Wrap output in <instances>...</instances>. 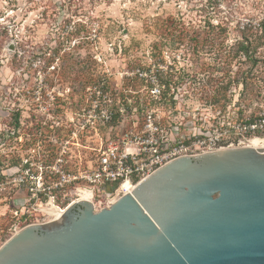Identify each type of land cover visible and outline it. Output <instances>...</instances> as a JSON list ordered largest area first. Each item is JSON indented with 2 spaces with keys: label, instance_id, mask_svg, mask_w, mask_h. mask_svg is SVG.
I'll use <instances>...</instances> for the list:
<instances>
[{
  "label": "rangeland",
  "instance_id": "1",
  "mask_svg": "<svg viewBox=\"0 0 264 264\" xmlns=\"http://www.w3.org/2000/svg\"><path fill=\"white\" fill-rule=\"evenodd\" d=\"M151 65L176 75L177 102L197 126L264 110V0H0V172L26 162L48 174L54 116L65 119L99 76ZM16 178L0 194V246L15 227L53 220L47 198L37 207ZM28 209L27 220L13 215Z\"/></svg>",
  "mask_w": 264,
  "mask_h": 264
},
{
  "label": "water",
  "instance_id": "2",
  "mask_svg": "<svg viewBox=\"0 0 264 264\" xmlns=\"http://www.w3.org/2000/svg\"><path fill=\"white\" fill-rule=\"evenodd\" d=\"M0 264H264V146L179 157L97 212L72 203Z\"/></svg>",
  "mask_w": 264,
  "mask_h": 264
},
{
  "label": "built area",
  "instance_id": "3",
  "mask_svg": "<svg viewBox=\"0 0 264 264\" xmlns=\"http://www.w3.org/2000/svg\"><path fill=\"white\" fill-rule=\"evenodd\" d=\"M152 66L117 73L114 82L109 74H103L83 86L74 110L65 119L55 115L51 121L55 133L50 141L57 146V156L49 173L56 179L47 183L49 173H43L41 167L36 175L30 174L23 162L0 172V194L7 189L8 179L17 175L15 180L30 193L29 201L41 208L47 198L44 204L49 207L42 211L53 220L56 209L65 210L82 200L97 212L172 160L197 155L200 149L205 152L202 148L206 146L207 151L233 144L246 147L253 138L264 137V110L221 123L200 119L197 126V114L186 118L177 102L179 79L152 71ZM132 79L143 82L144 87L124 86V80ZM13 215L27 220L32 212L23 210L18 216L14 211Z\"/></svg>",
  "mask_w": 264,
  "mask_h": 264
},
{
  "label": "bare ground",
  "instance_id": "4",
  "mask_svg": "<svg viewBox=\"0 0 264 264\" xmlns=\"http://www.w3.org/2000/svg\"><path fill=\"white\" fill-rule=\"evenodd\" d=\"M261 146H264V137L263 138H253L251 142L249 143V145L246 147L256 148V147H261ZM49 211L51 210L49 209ZM61 212L62 211H59L58 209H56L53 213L54 219L56 216L61 215Z\"/></svg>",
  "mask_w": 264,
  "mask_h": 264
},
{
  "label": "trees",
  "instance_id": "5",
  "mask_svg": "<svg viewBox=\"0 0 264 264\" xmlns=\"http://www.w3.org/2000/svg\"><path fill=\"white\" fill-rule=\"evenodd\" d=\"M79 30H77L78 32ZM237 53H241L245 56H248V51H249V46L247 44H243L241 43L240 45H238L237 47ZM157 56L159 55V53L156 54ZM227 86H224V88H226ZM214 101H218V98H214Z\"/></svg>",
  "mask_w": 264,
  "mask_h": 264
},
{
  "label": "flooded vegetation",
  "instance_id": "6",
  "mask_svg": "<svg viewBox=\"0 0 264 264\" xmlns=\"http://www.w3.org/2000/svg\"><path fill=\"white\" fill-rule=\"evenodd\" d=\"M72 212H77V208L76 207H74V208H72V210H71Z\"/></svg>",
  "mask_w": 264,
  "mask_h": 264
}]
</instances>
